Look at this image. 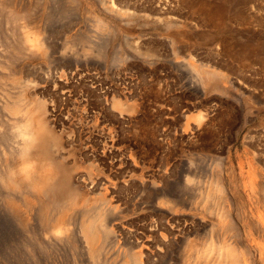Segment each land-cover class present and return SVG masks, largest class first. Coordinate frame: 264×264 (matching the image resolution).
<instances>
[{
  "label": "rangeland",
  "instance_id": "374dc122",
  "mask_svg": "<svg viewBox=\"0 0 264 264\" xmlns=\"http://www.w3.org/2000/svg\"><path fill=\"white\" fill-rule=\"evenodd\" d=\"M10 1L29 26L0 16V264H264L251 206L264 179V0ZM217 2L215 20L199 11ZM19 100L51 134L36 165L51 190L6 178L23 164V110L6 108ZM96 213L94 256L81 227Z\"/></svg>",
  "mask_w": 264,
  "mask_h": 264
},
{
  "label": "bare ground",
  "instance_id": "6f19581e",
  "mask_svg": "<svg viewBox=\"0 0 264 264\" xmlns=\"http://www.w3.org/2000/svg\"><path fill=\"white\" fill-rule=\"evenodd\" d=\"M19 1V0H18ZM173 1V0H172ZM171 1V2H172ZM185 1V0H184ZM223 1V0H222ZM13 2H14V0H13ZM16 2V1H15ZM14 2V3H15ZM23 2H25V1H23ZM158 2V1H157ZM175 2V1H174ZM225 2V1H224ZM29 4V3H28ZM160 4V3H159ZM225 4V3H224ZM19 5V4H18ZM27 5V4H26ZM155 5V4H154ZM167 5V4H166ZM202 6L199 8V11L201 12V14L202 15H204V17L205 18H207V19H209V20H215V19H217V18H219V17H221L222 15H223V13H225V7L223 6V4L222 3H219V2H217V3H215L214 5L213 4H211V5H205V4H201ZM29 6V5H28ZM178 6V5H177ZM19 7V6H18ZM17 7V5L15 6L13 3H12V1H10V0H0V16H2L1 14H3V15H5V19H7V20H5L7 23H5L3 26H6L7 27V24H9V23H14L13 22V20H15V22L18 20V18L20 17V19L22 18V20H25L26 21V25L25 26H29V24H28V22H27V20H29V19H27V14H26V10H23L21 7V9L22 10H20L19 8ZM151 8V7H150ZM166 9V8H165ZM28 10V9H27ZM158 10H160V8L158 9ZM25 11V12H24ZM29 15V14H28ZM17 17V18H16ZM148 17V16H147ZM28 18H29V16H28ZM204 18V19H205ZM17 19V20H16ZM19 19V20H20ZM27 19V20H26ZM155 19V18H154ZM206 19V20H207ZM174 20V19H173ZM11 21V22H10ZM208 21V20H207ZM18 22V21H17ZM16 22V23H17ZM21 22V21H20ZM160 22V21H159ZM173 22V21H172ZM22 23V22H21ZM24 23V22H23ZM30 23V22H29ZM149 23V22H148ZM19 24V23H18ZM17 24V25H18ZM17 25H15V27L17 26ZM36 25V24H35ZM20 27L22 26V28H23V24L22 25H19ZM18 26V27H19ZM38 25H36V27H37ZM12 27V28H11ZM11 27L9 26V28L8 29H13V30H15L16 28H14V26H12L11 25ZM17 27V28H18ZM34 27V25H32V28ZM36 27H34L35 29H37ZM41 27V26H40ZM29 28V27H28ZM39 28V27H38ZM30 29H31V26H30ZM30 29H28V31L30 30ZM35 29H33V31L32 32H30V33H32L31 34V36H29L28 34L25 36V40L28 42H26L30 47H32V48H34V49H39L40 47H41V42H39V40L36 38L37 37V32H39V31H36ZM12 30V31H13ZM17 30V29H16ZM19 30H21V28H19ZM35 30V31H34ZM24 31H27V27H26V30L24 29ZM24 31H22V33H20L21 35L22 34H24ZM8 32V31H7ZM14 32V31H13ZM21 32V31H20ZM10 33V32H9ZM40 33V32H39ZM10 34H12V33H10ZM9 34V35H10ZM13 35V34H12ZM12 35H10L11 37H14V36H12ZM14 35H15V33H14ZM10 38V37H9ZM24 40V39H23ZM8 42H9V39L7 40ZM16 42H17V40H15ZM15 41H14V39L12 40V42H14L13 44H16L15 43ZM8 42H6V43H8ZM11 42V39H10V43H12ZM22 42V41H21ZM10 43H9V45H10ZM20 43V42H19ZM18 43V44H19ZM13 44H11V45H13ZM20 44H23V43H20ZM8 45V44H7ZM8 45V46H9ZM28 45L26 46V47H28ZM7 46V47H8ZM23 46V45H22ZM25 46H23V48L25 47ZM14 47V46H13ZM19 49H20V51L22 50L19 46H18V49H16V52H18L19 51ZM42 49H44V48H42ZM9 50V49H8ZM24 50H26L25 48H24ZM23 50V51H24ZM19 51V52H20ZM31 51H34L33 49L31 50ZM240 51V50H239ZM33 53V52H32ZM21 54H22V52H21ZM30 54V53H29ZM62 55H64V54H62ZM25 56H27V55H25ZM67 56V55H66ZM247 57V56H246ZM12 59H14V58H12ZM65 59V58H64ZM3 66V65H2ZM4 67V66H3ZM6 69V68H5ZM8 69V68H7ZM3 70V69H2ZM5 71V70H4ZM11 71V70H10ZM5 72H7V70L5 71ZM12 73H13V71H12ZM15 73V72H14ZM3 74V73H2ZM9 75H10V72L8 73ZM3 75H5V73L3 74ZM8 75V76H9ZM16 75V74H15ZM10 78H11V76H10ZM4 79V78H3ZM3 79H1V81L3 80ZM5 80V79H4ZM6 80H8V79H6ZM5 80V81H6ZM1 81H0V83H1ZM4 81V86H5V82ZM17 81H18V79H17ZM10 82V81H9ZM8 84H10L11 85V83H8ZM0 85H2L3 86V84H0ZM1 87V86H0ZM2 88V87H1ZM12 88V87H11ZM14 88V87H13ZM6 89V88H5ZM4 90V89H3ZM3 90H2V92H3ZM197 91V90H196ZM5 93H7V92H5ZM12 94V93H11ZM10 96V95H9ZM12 96V95H11ZM7 97V96H6ZM13 98V97H12ZM15 98V97H14ZM21 98V97H20ZM18 99V98H17ZM16 100V99H15ZM5 104V103H4ZM20 100H19V102H15V103H9V104H7V107L6 108H8L9 110H11L13 113H15L16 115L15 116H17L18 114H19V112H21L23 109L22 108H25V105H24V107H22L21 108V106H20ZM21 105H23V104H21ZM12 113V114H13ZM20 114H22V113H20ZM19 114V115H20ZM32 115V114H31ZM17 117H21V116H17ZM21 119V120H20ZM18 120H20V122L18 121V123L19 124H17V128H18V133L20 134V139H21V141L19 142L20 144H18V149L16 150V153H17V156H19V161H20V159H21V161L23 162V164H21V166H18L17 168H13V169H9L8 171H9V173H8V175H7V177L6 178H9L10 179V182H11V184L13 185V186H15V190H16V186L18 185V187H19V184L22 182V180H24V181H28V182H31L32 183V185H33V187L34 188H37L38 190H43V189H49L50 188V190H51V185H52V181L49 179V177H45V175L39 170V168L37 167V166H43L41 163H43L44 161H46V159L48 158V151H50V149H49V146L51 145H49V140H50V138H51V134L45 129V128H43L41 125H38L37 123H36V121L34 120V119H32V118H30V115H27L26 113H25V110H23V114H22V118H19ZM11 122V121H10ZM9 123V122H8ZM15 123H17V122H15ZM6 126H8V125H6ZM16 126V125H15ZM13 128V127H12ZM15 130V129H14ZM10 131V130H9ZM17 133V134H18ZM52 141V140H51ZM10 142V141H9ZM53 144V143H52ZM53 146H56V145H53ZM5 147V146H4ZM51 148V147H50ZM263 152V151H262ZM12 153V152H11ZM10 153V154H11ZM2 153H0V155H1ZM1 157V156H0ZM51 158L49 157V160H50ZM1 160V159H0ZM11 160V159H10ZM257 161H258V159H256ZM3 161V160H2ZM15 161V160H14ZM54 161V160H53ZM2 163V162H1ZM9 163V162H8ZM6 164L7 163H5V168L7 169V167H6ZM16 164V163H15ZM14 164V165H15ZM31 164V165H30ZM12 164H10L9 166H11ZM32 165H34L33 166V168H32ZM37 165V166H36ZM2 166V165H1ZM264 166V165H263ZM13 167H15V166H13ZM11 168H12V166H11ZM5 169V170H6ZM41 170H43V168L41 169ZM1 172V171H0ZM21 174V179H19L20 177H19V175ZM2 175V174H1ZM189 176V175H188ZM261 176V174L259 175V177ZM2 177V176H1ZM200 177V176H199ZM5 177H4V179H6ZM189 178V177H188ZM187 178V179H188ZM3 179V178H2ZM186 179V178H185ZM195 179V178H194ZM262 179V178H261ZM8 180V179H7ZM4 181H6V180H4ZM200 181V180H199ZM189 182H190V180H189ZM188 182V183H189ZM196 182V181H195ZM3 183V182H2ZM5 183V182H4ZM191 183V182H190ZM10 184V183H9ZM10 184V185H11ZM24 184H26V185H24V187H26L28 184L27 183H24ZM198 184V183H197ZM1 185V184H0ZM23 185V184H22ZM56 186V185H55ZM198 186V185H197ZM9 188V187H8ZM22 189H23V187H21ZM20 188V189H21ZM17 189H19V188H17ZM27 189V188H26ZM30 189V188H29ZM199 189V188H198ZM5 190V189H4ZM34 190V189H33ZM23 191V190H22ZM32 191V190H31ZM31 191H29V192H31ZM192 191V190H191ZM16 192V191H15ZM19 192V191H18ZM35 192V191H34ZM42 192V191H41ZM204 192V191H203ZM23 193V192H22ZM25 193V192H24ZM27 193V192H26ZM25 193V194H26ZM36 193V192H35ZM200 193H201V191H200ZM9 194V193H8ZM7 194V195H8ZM18 194V193H17ZM44 194V193H43ZM74 194V193H73ZM196 195H198V194H196ZM201 195V194H200ZM15 196V195H14ZM202 196V195H201ZM3 197V196H2ZM23 197V196H22ZM170 197V196H169ZM193 197V196H192ZM52 198H54V197H52ZM173 198V197H172ZM213 198H214V196H213ZM6 199V198H5ZM47 199V198H46ZM164 199V198H163ZM194 199V198H193ZM204 199V198H203ZM206 199H208V198H206ZM255 200H256V205L255 206H253V205H251L253 208H259L258 210H261L263 213H264V179H262V180H259V182H257L256 183V187H255V198H254ZM61 200V199H60ZM169 200H170V198H169ZM200 200H201V198H200ZM210 200H212V199H210ZM209 200V201H210ZM24 201V200H23ZM207 201V200H206ZM56 202H57V200H56ZM59 202V201H58ZM63 202V201H62ZM194 202V201H193ZM60 203V202H59ZM64 203H66V202H64ZM189 203V202H188ZM191 203V202H190ZM20 204H22V203H20ZM173 204V203H172ZM180 204V203H179ZM61 205V206H60ZM62 205L63 204H59V205H57V206H60L59 207V209L60 208H62ZM174 205V204H173ZM190 205V204H189ZM242 205H243V207H245L246 206V203L244 204V203H242ZM56 206V209L58 208ZM210 206V205H209ZM250 206V205H249ZM65 207H66V205H65ZM193 207V206H192ZM250 209H251V207H249ZM97 209V208H96ZM214 209V208H213ZM47 210V209H46ZM215 210V209H214ZM59 211H62V210H59ZM99 211V210H98ZM52 212V211H51ZM56 212V211H55ZM76 212V211H75ZM90 212V211H89ZM97 212V211H96ZM248 212V211H247ZM85 213V212H84ZM88 213V212H87ZM95 213V212H94ZM41 214V213H40ZM48 215V214H47ZM46 215V216H47ZM53 215V214H52ZM55 215V214H54ZM82 215H84V214H82ZM87 215V214H86ZM92 215V214H91ZM102 215V214H101ZM103 215H104V213H103ZM102 215V216H103ZM224 215V214H223ZM223 215H222V217H223ZM45 216V215H44ZM51 216V215H50ZM64 215H62L61 217H59V219H57L55 222L57 223V224H55V226H54V228L52 229L55 233H58V231H62V233H64V231L65 232H67V230H68V226H67V220H65L64 218H62ZM85 216V215H84ZM95 216V215H94ZM96 216H97V218H96V220L94 219V217L92 218L91 216H87V218H86V222H84V220H83V222H84V224H82V227H81V231H82V234H83V236H84V239L91 245L90 247H92L91 249H89V250H93L92 252L94 253H92V255H94L95 256V254H98L99 252H100V250H102L101 249V247L103 246H101V244L103 243L102 242V240H100V237H99V235H98V229H101L102 231L104 230L105 231V229H103L104 227V224L102 223L101 224V216H100V214L98 215L97 213H96ZM95 216V217H96ZM226 216H228V215H225V217ZM39 217V216H38ZM44 219H45V217H44ZM81 219V218H80ZM85 219V218H84ZM45 221V220H44ZM46 221H47V218H46ZM82 222V223H83ZM230 222V221H229ZM233 222H235V221H233ZM243 222H245V221H243ZM23 223V222H22ZM49 223V222H48ZM231 223H232V220H231ZM236 223V222H235ZM45 224V223H44ZM50 224V223H49ZM234 225V224H233ZM233 225H228L229 226V228L232 226V227H234ZM237 226V225H236ZM254 227V225H253V221H247L246 222V225H245V227ZM106 227V226H105ZM231 227V228H232ZM238 228V227H237ZM234 229V228H233ZM51 230V231H52ZM79 230H80V228H79ZM101 230H99V231H101ZM217 230V229H216ZM227 230V226H226V229H225V231ZM101 231V232H102ZM107 231V230H106ZM218 231V230H217ZM235 231H236V228H235ZM223 232V231H222ZM229 232V231H228ZM225 233V232H224ZM237 233V232H236ZM236 233H234V235L232 234V236H234V237H236ZM101 235H103L102 233H100ZM107 234V233H106ZM213 234V233H212ZM217 234V233H216ZM228 234V233H227ZM57 235V234H56ZM65 235V234H64ZM221 235H222V233H221ZM238 235V234H237ZM72 236H74V235H72ZM227 236V235H226ZM71 237V236H70ZM218 237V236H217ZM53 238L55 239V237L53 236ZM60 238V237H59ZM61 238H62V236H61ZM103 238V237H102ZM221 238H222V236H221ZM229 238V237H228ZM58 239V238H57ZM80 239V238H79ZM220 239V238H219ZM59 240V239H58ZM215 240H217V239H215ZM214 240V241H215ZM77 241V240H76ZM220 241V240H219ZM232 241V240H231ZM74 242V241H73ZM102 242V243H101ZM217 242H218V240H217ZM49 243V242H48ZM65 243V242H64ZM70 243V242H69ZM87 243V244H88ZM231 243V242H230ZM57 244V243H56ZM229 246H230V244H229ZM88 247V246H87ZM217 248V247H216ZM211 248H210V246H209V248H208V251L210 250ZM231 249H232V247H231ZM230 249V250H231ZM217 250H219V249H217ZM207 251V252H208ZM216 251V250H215ZM224 251V250H223ZM219 252V251H218ZM88 253V252H87ZM91 253V252H90ZM89 253V254H90ZM217 253V252H216ZM234 253V252H233ZM49 254V253H48ZM215 254V253H214ZM220 255H218V257H219ZM224 257V256H223ZM234 257V256H233ZM95 258H97V257H95ZM235 258V257H234ZM233 258V259H234ZM232 259V260H233ZM222 260H223V258H222ZM235 260V259H234ZM97 261V260H96ZM224 261H225V259H224ZM132 262V261H131ZM234 262V261H233ZM233 262H231L230 264H232ZM225 263V262H224ZM227 263H228V261H227ZM226 263V264H227ZM218 264V263H217ZM235 264V263H234Z\"/></svg>",
  "mask_w": 264,
  "mask_h": 264
}]
</instances>
